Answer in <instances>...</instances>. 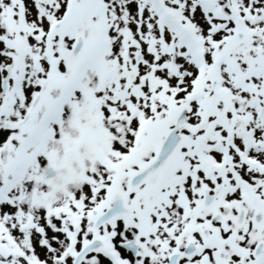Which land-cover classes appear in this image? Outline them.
Segmentation results:
<instances>
[{
	"label": "snow or ice",
	"instance_id": "6c2138e0",
	"mask_svg": "<svg viewBox=\"0 0 264 264\" xmlns=\"http://www.w3.org/2000/svg\"><path fill=\"white\" fill-rule=\"evenodd\" d=\"M0 264H264V0H0Z\"/></svg>",
	"mask_w": 264,
	"mask_h": 264
}]
</instances>
